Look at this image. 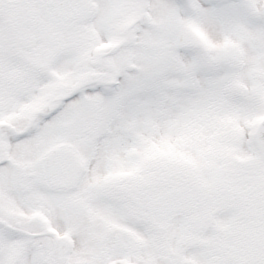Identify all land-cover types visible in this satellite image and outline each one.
I'll use <instances>...</instances> for the list:
<instances>
[{
	"label": "snow or ice",
	"instance_id": "obj_1",
	"mask_svg": "<svg viewBox=\"0 0 264 264\" xmlns=\"http://www.w3.org/2000/svg\"><path fill=\"white\" fill-rule=\"evenodd\" d=\"M0 264H264V0H0Z\"/></svg>",
	"mask_w": 264,
	"mask_h": 264
}]
</instances>
